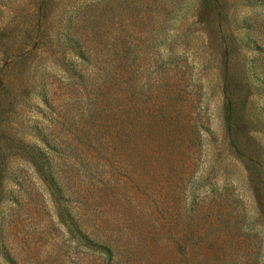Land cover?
I'll return each mask as SVG.
<instances>
[{"label": "rangeland", "instance_id": "rangeland-1", "mask_svg": "<svg viewBox=\"0 0 264 264\" xmlns=\"http://www.w3.org/2000/svg\"><path fill=\"white\" fill-rule=\"evenodd\" d=\"M226 45L258 185L226 134ZM100 61L91 120L77 75ZM0 144V264H264V0H0Z\"/></svg>", "mask_w": 264, "mask_h": 264}, {"label": "trees", "instance_id": "trees-1", "mask_svg": "<svg viewBox=\"0 0 264 264\" xmlns=\"http://www.w3.org/2000/svg\"><path fill=\"white\" fill-rule=\"evenodd\" d=\"M216 10V8H215ZM230 45H226V50L224 51L223 55V72H224V94H225V103H224V115H225V126H226V134L229 139L230 144L236 149L237 152L242 156V158L245 160V167L249 173L250 179L252 182L256 183L258 185L261 181V172L263 171L262 162L260 160V152L257 149L255 142L252 138V135H250L251 128H255L253 126V120L247 115V112L245 111V103L247 101V98L249 96V85L243 81L242 71L239 72H233L227 75L229 66H228V59H229V53L227 51V48H229ZM231 47V46H230ZM90 54L83 55L82 59L88 60ZM104 66L106 65V61H100L98 65H96V70L92 72L90 75L89 71L84 70L83 73H79L77 75V78L83 80L86 77V81L89 82L88 88L89 91L94 94V91H98V93L94 94L95 99L93 101V105L90 104V100L86 102V118H89L92 120L93 115H101L107 110V105H103L102 103V95L101 93L105 95V87L108 83L109 78V71ZM91 105V106H90ZM88 121H86L87 126ZM89 123V125H91ZM88 125V126H89ZM89 127L84 128L83 130V138H85V141H93L95 139V150L98 151V154H101V152L104 150L105 146L107 147V144L109 140L107 137H104L99 131L93 130L94 137H92L91 131L89 130ZM98 132V133H97ZM94 138V139H92ZM92 139V140H91ZM3 144V143H2ZM1 145V144H0ZM3 148V146H2ZM48 149H51L48 147ZM51 151H54L53 149ZM103 154V153H102ZM30 156V159L34 163L36 170L41 174L44 173L43 169V163L39 161L38 155H33V153ZM38 156V157H37ZM75 157V156H74ZM101 158H104L109 162L111 160L107 155H101L99 157V161L97 163L98 166L96 168H100L101 164ZM50 157L48 156V161ZM41 160V159H40ZM49 163V162H48ZM84 165L87 164L86 162L83 163ZM52 165V164H51ZM86 166V165H85ZM53 167V165H52ZM55 169V167L53 168ZM48 170H50V164H48ZM49 172V171H48ZM56 175H58V178L61 177L62 173L59 171V169H55L54 172ZM60 173V174H59ZM84 175L90 176L92 173V169L87 166L83 170ZM63 176V175H62ZM52 175L48 173V178L51 179ZM64 180L59 181L58 187H52V189L56 190V193L64 191ZM67 184V183H66ZM55 185V184H54ZM52 183V186H54ZM68 185V184H67ZM68 188L69 185H68ZM67 190V189H66ZM256 199L258 201V208L263 210L262 214L264 215V193H255ZM100 245V244H97ZM103 250V253L108 258H111L112 256V249L103 244L100 247Z\"/></svg>", "mask_w": 264, "mask_h": 264}]
</instances>
